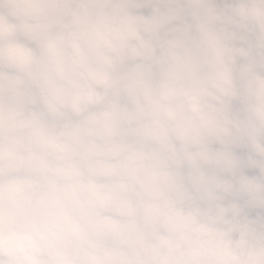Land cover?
Here are the masks:
<instances>
[{"label":"clouds","instance_id":"9594fccd","mask_svg":"<svg viewBox=\"0 0 264 264\" xmlns=\"http://www.w3.org/2000/svg\"><path fill=\"white\" fill-rule=\"evenodd\" d=\"M0 264H264V0H0Z\"/></svg>","mask_w":264,"mask_h":264}]
</instances>
